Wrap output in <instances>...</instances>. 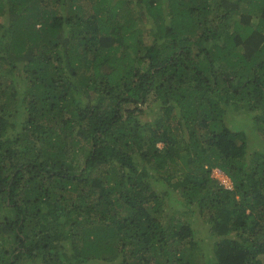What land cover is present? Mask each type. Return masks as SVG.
Instances as JSON below:
<instances>
[{"label": "trees", "instance_id": "obj_1", "mask_svg": "<svg viewBox=\"0 0 264 264\" xmlns=\"http://www.w3.org/2000/svg\"><path fill=\"white\" fill-rule=\"evenodd\" d=\"M0 17V264H264V0Z\"/></svg>", "mask_w": 264, "mask_h": 264}, {"label": "rangeland", "instance_id": "obj_2", "mask_svg": "<svg viewBox=\"0 0 264 264\" xmlns=\"http://www.w3.org/2000/svg\"><path fill=\"white\" fill-rule=\"evenodd\" d=\"M0 19L3 20L4 17H0ZM146 26L148 28H151V24H147ZM146 26L142 27L144 30H143V33L140 34L141 35V40L144 41L145 43H147L148 41H151L153 39L152 36L154 35L150 31V29L148 30V28H146ZM159 105L160 104L158 103V101H156V103H153V102L146 103L143 106L144 107V112L137 115L138 118L141 120V122L145 123L148 120L149 121L155 120V118L158 117V115L160 114ZM231 113L228 116V118H230V121H231V126H234V127H237V126L239 127L240 126V129L242 128V126H244L246 128L249 127V129L251 127H254V125L250 121L251 120V116L247 112H242L240 114L239 113L236 114L235 112L232 113V114ZM227 121L230 124L229 119ZM11 146H15V144L13 143ZM159 146H162V144L159 143ZM212 174H213L214 177H217L222 183H224V184L228 183L225 174L222 171H220L219 169L215 168L213 170ZM201 225H203V224L199 220V223L196 225V230H198ZM200 238L204 239L205 241H207L206 240L207 238H204L202 236ZM5 243H6L7 246L9 245V242L7 240L5 241ZM65 247H67V245H65ZM67 249L68 248H66V251H67ZM63 251H64V249H63Z\"/></svg>", "mask_w": 264, "mask_h": 264}]
</instances>
